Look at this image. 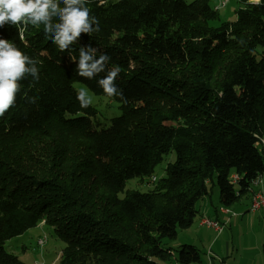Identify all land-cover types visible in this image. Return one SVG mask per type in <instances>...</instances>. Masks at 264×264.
I'll return each instance as SVG.
<instances>
[{
    "label": "trees",
    "instance_id": "16d2710c",
    "mask_svg": "<svg viewBox=\"0 0 264 264\" xmlns=\"http://www.w3.org/2000/svg\"><path fill=\"white\" fill-rule=\"evenodd\" d=\"M238 1L225 22L211 0H90L100 31L63 52L42 25L0 28L39 70L0 118V264H25L6 243L41 223L65 242L58 264L201 261L194 246L176 256L163 241L191 228L211 185L228 208L264 173V0ZM82 47L119 66L122 96L99 86L106 72L78 75ZM75 83L121 115L103 122L82 108ZM172 151L152 190H126Z\"/></svg>",
    "mask_w": 264,
    "mask_h": 264
},
{
    "label": "clouds",
    "instance_id": "9594fccd",
    "mask_svg": "<svg viewBox=\"0 0 264 264\" xmlns=\"http://www.w3.org/2000/svg\"><path fill=\"white\" fill-rule=\"evenodd\" d=\"M89 2L90 0H0V28L7 24L17 26L23 36L29 27L39 28L42 25L46 37L63 52L82 34L91 35L100 31L98 19L90 15L87 6ZM93 25L96 27L93 28ZM96 51L91 47L80 49L78 75L94 78L106 72L98 80L99 86L108 97L122 96L115 83L120 74L119 66L108 68L110 57L101 54L97 58ZM36 65V60L25 55L13 43L0 39V118L15 106L17 94L21 91L20 81L29 76L39 80ZM27 99L28 102L35 103V98ZM77 99L82 108L92 104L91 97L82 89L77 92Z\"/></svg>",
    "mask_w": 264,
    "mask_h": 264
},
{
    "label": "rangeland",
    "instance_id": "374dc122",
    "mask_svg": "<svg viewBox=\"0 0 264 264\" xmlns=\"http://www.w3.org/2000/svg\"><path fill=\"white\" fill-rule=\"evenodd\" d=\"M187 3H191L195 0H185ZM220 4L219 0H211L212 6H218ZM241 6L238 0H230V3L223 8H220L221 19L225 22H234L236 20V11ZM216 24V23H215ZM75 88L77 91L84 90L88 93V96L92 99V106L95 107L103 119V122H109V120L119 117L121 111L118 105L112 103L105 97L96 96L91 92L87 86L81 83H75ZM177 156L174 151L165 156L164 160L156 167L154 176L157 179H161L165 176L166 168L170 163L175 162ZM150 178H145L144 181H139L135 178L127 182L126 190L129 191H140L148 192L152 190L157 184L155 182L150 183ZM210 194L208 197L204 198L197 204V209L199 210V215L195 219L194 224L188 230H180L177 239L164 240V247H171L174 255H178L183 249V246L189 245L194 246L199 252L201 261L193 264H206L207 257L206 252L208 244L214 250L224 248L225 251L230 252L234 249V254L239 250L244 253L245 245L253 246L251 253L253 256H259L262 252V246L257 245L260 239L261 232L264 233V215L262 212L251 211L250 210V194H247L242 199V202H237L229 207L235 217H233V227L229 231V222L225 225L224 230L221 233H214L213 228L207 226H202L199 224L201 219L200 212H204V219L213 220L210 217L213 215L215 208H221L222 205L219 199V189L216 185H211ZM253 191L257 192L255 187L252 188ZM124 195H121L123 197ZM241 207H238V205ZM204 206H209L210 213L207 216L206 209L203 211ZM221 206V207H220ZM232 218V217H231ZM44 224L41 223L39 227L29 230L24 235L15 237L6 243V249L8 252L18 256V258L25 264H58L59 256L61 251L65 247V242L60 240L53 229L48 227H42ZM226 231V232H225ZM229 233V234H228ZM46 238V243L43 247H40L39 240ZM255 243L254 245H252ZM242 257L243 255H239ZM234 260V257L229 258ZM53 261V262H52ZM264 261V258H263ZM221 262V260H220ZM241 262V261H240ZM167 264H182L178 262L177 258L174 257L171 262Z\"/></svg>",
    "mask_w": 264,
    "mask_h": 264
},
{
    "label": "crops",
    "instance_id": "0c3cea01",
    "mask_svg": "<svg viewBox=\"0 0 264 264\" xmlns=\"http://www.w3.org/2000/svg\"><path fill=\"white\" fill-rule=\"evenodd\" d=\"M254 187L257 189V192L253 191V193L250 194V210H251L252 197H253L254 193L264 192V173L262 174V176L260 178V183L258 185H254ZM239 202L241 203L242 199ZM240 203H239L238 207H241ZM221 208H219V209L215 208L214 213L210 218L215 220V221H218L219 223L223 224L224 226L227 224V222H229V231H231L233 224H234L233 217H235L236 215L232 216L231 214L222 213L220 211ZM205 209H206V213L208 216V214L210 213L209 206H204L203 211H205ZM227 209H229V207ZM258 212H262L264 215L263 209H261ZM203 213L204 212H202V214H201V212H200V217H201V219L199 221L200 225H201L204 217H206V216H204ZM210 230H212L215 234L217 233L214 229H210ZM255 243L257 245H261V246L264 245V233L263 232H261L260 239ZM255 243H253L252 245H254ZM252 247L253 246H251V245L249 246L248 244H246L245 249H244V253L237 250V252L234 254L233 248L231 249L230 252L225 251L224 248L214 250L211 247V245L208 244V248H207V252H206V257H207V261H206L207 263L206 264H264L262 252L259 256H253V254L251 253ZM239 255H243V256L240 257ZM231 257H234V260L229 259ZM220 260H221V262H220Z\"/></svg>",
    "mask_w": 264,
    "mask_h": 264
},
{
    "label": "built area",
    "instance_id": "2783aa9c",
    "mask_svg": "<svg viewBox=\"0 0 264 264\" xmlns=\"http://www.w3.org/2000/svg\"><path fill=\"white\" fill-rule=\"evenodd\" d=\"M230 2V0H223V6H227V4ZM262 147L264 149V141H261ZM236 180V177H235ZM260 183V178L257 179L253 185H258ZM264 210V192H259V193H254L253 197H252V203H251V211H257V210ZM220 211L222 212V210L220 209ZM223 213V212H222ZM235 215V214H233ZM202 226H207L209 228H213L216 232L221 233L225 226L221 223H219L218 221L215 220H209V219H204L202 224ZM46 242V238L44 239H40L39 240V245L40 247H43L45 245Z\"/></svg>",
    "mask_w": 264,
    "mask_h": 264
},
{
    "label": "bare ground",
    "instance_id": "6f19581e",
    "mask_svg": "<svg viewBox=\"0 0 264 264\" xmlns=\"http://www.w3.org/2000/svg\"><path fill=\"white\" fill-rule=\"evenodd\" d=\"M219 2H220V4L216 7L217 10H219L220 8L225 7V6H223V0H220ZM261 141H264V137L261 138ZM156 180H157V178H156L155 176H153V177L150 178V181H149V182L152 183V182H155ZM221 210H222V212L225 213V214H232L231 210H229V209H227V208H225V207H222ZM233 214H235V213H233ZM203 220H204V219H203ZM203 220H202V222H203ZM201 224H202V223H201ZM45 243H46V242H45Z\"/></svg>",
    "mask_w": 264,
    "mask_h": 264
}]
</instances>
